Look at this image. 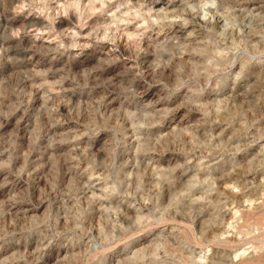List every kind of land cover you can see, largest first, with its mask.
<instances>
[{
    "label": "rangeland",
    "instance_id": "1",
    "mask_svg": "<svg viewBox=\"0 0 264 264\" xmlns=\"http://www.w3.org/2000/svg\"><path fill=\"white\" fill-rule=\"evenodd\" d=\"M215 2L0 0V235L66 241L11 264H264V0ZM95 28L120 29L119 51L74 75L59 44ZM145 59L146 100L180 99L111 163L80 134L136 91Z\"/></svg>",
    "mask_w": 264,
    "mask_h": 264
},
{
    "label": "clouds",
    "instance_id": "2",
    "mask_svg": "<svg viewBox=\"0 0 264 264\" xmlns=\"http://www.w3.org/2000/svg\"><path fill=\"white\" fill-rule=\"evenodd\" d=\"M69 6L75 8L80 14L79 23H75L74 27L76 29L83 30L87 27V21L84 18V13L80 12L78 4H71ZM94 7L95 5L91 2L85 6L86 9ZM200 7L205 9L209 7L216 8L217 4L215 0H211V3H202ZM193 11H195L194 8ZM257 16H259V13H257ZM205 19H207V16H205ZM70 23L73 22L70 21ZM104 27L107 29L108 26ZM118 32H120V29H116L111 35H108L107 31L101 35L99 28H95L85 37L91 41V44H81L78 43L80 32L69 29L65 35L72 36V42L67 45L61 43L59 44V48H62L65 52L69 53V56L71 57L69 66L71 67L73 74L75 75L77 73H81L83 69L90 67L91 64L107 63V60H102V58L107 56V59H111L114 53L119 51L116 44L117 39H120L117 34ZM105 42L112 45V50L107 54L105 53V49L100 46ZM93 45L96 46L93 47ZM77 48L81 51L77 52L73 56L70 50ZM121 55H123V53H121ZM89 58H91L89 63H85V61H88ZM145 64L148 65L145 69L148 75L143 79L132 81V86L136 89V91L133 92L130 97L121 96L124 104L121 105L120 109L117 112L112 113L111 116L107 114V109L105 110V114L103 116H101L99 111H97L96 119L92 120L90 124L86 126L87 130L80 134L81 136L88 137V143L95 151H97L101 159H104L107 155L109 156L111 163H115L117 158L121 162L125 161L136 147V144L143 140L142 130L150 128L151 121L155 120L156 117L161 114V108L163 105L175 103L176 100L180 99L179 96H176V98L173 99L171 95L157 93L159 99L156 103L146 100L147 93L151 91L148 87V79L151 78V66L147 59H145ZM109 67H113L116 71H119V68L115 65H109ZM129 79L130 78L127 76L121 77V80L125 82ZM141 93L144 95H141ZM13 107L16 106L14 105ZM133 108L136 109L135 112L130 111V109ZM0 115L7 116L8 113H0ZM127 116H136L138 117V120L142 119L145 122L133 123L132 128L128 129L120 123L121 118ZM85 118H87V115ZM105 149L108 151L106 152ZM60 236L61 233L54 230H50L47 235H32L27 229H20L12 233L6 232L3 235H0V264H11L12 261L21 257V253L19 251L21 248H27L30 243H35L36 241H39V244L41 245V248L37 249V252L47 249L50 245L55 244L57 253H59L66 243L65 240L60 239ZM28 255L34 256L38 264L39 257L36 253H29ZM25 264H32V262L25 259ZM52 264H56L55 258H52Z\"/></svg>",
    "mask_w": 264,
    "mask_h": 264
}]
</instances>
